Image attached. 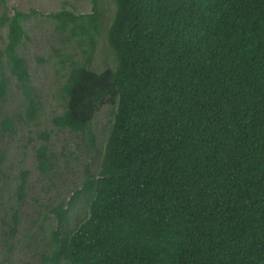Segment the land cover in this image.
<instances>
[{
	"label": "trees",
	"instance_id": "trees-1",
	"mask_svg": "<svg viewBox=\"0 0 264 264\" xmlns=\"http://www.w3.org/2000/svg\"><path fill=\"white\" fill-rule=\"evenodd\" d=\"M88 1L87 14L47 15L84 46L50 122L86 133L106 103L114 105L113 120L98 172H87L66 207L52 211L58 229L42 262L264 264V0H111L112 65L97 72L91 57L102 11L99 0ZM0 3L7 28L0 64L33 119L37 105L19 48L23 23L37 13L9 14ZM7 87L2 69L0 102ZM10 125L6 116L4 130ZM45 151L38 154L44 171ZM79 197L87 216L65 230Z\"/></svg>",
	"mask_w": 264,
	"mask_h": 264
},
{
	"label": "rangeland",
	"instance_id": "rangeland-1",
	"mask_svg": "<svg viewBox=\"0 0 264 264\" xmlns=\"http://www.w3.org/2000/svg\"><path fill=\"white\" fill-rule=\"evenodd\" d=\"M3 1L9 14L13 10L37 13L23 23L26 37L19 48L37 106L33 119H28L25 98L1 63L8 87L0 102V264H44L41 258L52 251V232L58 229L52 211L61 204L66 207L87 172H98L114 105L106 103L100 107L86 133L57 129L50 122L52 116L62 111L59 88L69 65L82 62L84 46L68 33L58 32L47 15L60 10L87 14L88 0ZM99 6L101 30L91 57V67L96 72L111 66L113 59L105 30L114 6L111 0H99ZM6 33L7 28L0 25V50L6 43ZM6 116L11 119L10 131L2 126ZM40 148H46V171L38 164ZM22 181L24 187L20 191ZM85 216L87 205L84 197H79L67 213L65 230L73 229Z\"/></svg>",
	"mask_w": 264,
	"mask_h": 264
}]
</instances>
